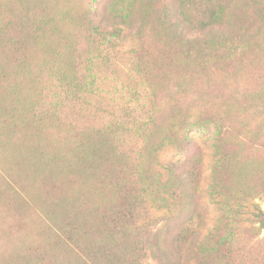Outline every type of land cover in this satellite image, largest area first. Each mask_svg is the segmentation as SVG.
Returning a JSON list of instances; mask_svg holds the SVG:
<instances>
[{"label": "trees", "instance_id": "16d2710c", "mask_svg": "<svg viewBox=\"0 0 264 264\" xmlns=\"http://www.w3.org/2000/svg\"><path fill=\"white\" fill-rule=\"evenodd\" d=\"M97 1L103 0H79L81 7H87L65 12L63 17V24L74 32L66 34V29L65 34L57 35V30L49 26L58 15L53 10L57 6L54 1L20 0L31 9L26 12L25 8L15 19L10 12L3 15V21L13 22L10 27L0 23V48L19 55L24 54L27 40L28 52L33 45H54L56 50L49 51L48 57L44 54L31 68L32 75L41 78L40 72L49 70L48 63L72 75L80 53L74 50L69 37L84 31L88 7ZM231 1L120 0L122 6L118 9L105 1L100 4L98 23L112 32H116L115 25L126 24L130 13H134L136 43L131 53L135 74L151 88V104L149 129L134 159L120 154L117 131L113 129L87 131L72 138L77 151L72 158L74 165L86 172V178H93L96 191L117 196L120 211L111 218L105 237L101 234L94 245H85L80 264H139L146 255L157 264H211V260L212 264H229L228 259L218 262L216 256L231 242V235L242 227L246 232L254 231L255 236L264 230V210L255 203L264 197V0H241L240 6L228 12ZM66 42L67 50L57 48ZM160 60L173 67L167 82L156 70ZM4 68L0 66L1 75ZM10 78L5 81L10 82ZM200 105L206 111L196 124L214 129V161L207 195L217 212L215 225L204 235L198 230L202 208L196 161L168 163L164 166L165 178L150 168L163 146L188 149L189 112ZM35 127L39 133L53 134L62 141L57 119L40 117ZM241 134H245L244 140ZM130 172L137 173L144 185L142 191L124 182ZM140 201L165 209L160 226L155 228L158 222L152 226L119 225L120 217L134 218ZM225 226L228 234L223 236L220 230ZM69 233L86 236L75 224L69 226Z\"/></svg>", "mask_w": 264, "mask_h": 264}, {"label": "rangeland", "instance_id": "374dc122", "mask_svg": "<svg viewBox=\"0 0 264 264\" xmlns=\"http://www.w3.org/2000/svg\"><path fill=\"white\" fill-rule=\"evenodd\" d=\"M52 1L57 4L53 10L58 15L49 26L57 30V35L65 34L66 29L69 31L66 34L74 32L63 24L64 13L85 9L87 5L81 7L79 0ZM104 1L114 9L122 6L120 0L88 5L86 28L69 37L74 50L80 53L72 75L61 73L60 66L50 63L47 73L40 72L41 78L32 75L31 68L44 54L48 57L49 51H55L54 45H33L28 52L27 40L24 54L19 55L12 49L0 48V66H5L2 75L0 71V264H80L85 245H94L101 234L105 237L108 227L111 228V218L120 212L117 196L96 191L93 178H86V172L72 160L77 152L73 136L105 129L117 131L120 154L134 159L142 149L143 134L149 129L151 88L135 74V58L131 53L136 43L133 36L136 17L132 12L126 24L115 25L116 32L107 30L98 23L99 6ZM240 2L232 0L227 11L240 6ZM25 8L28 12L31 5L27 7L20 0H0L1 26L10 27L13 22L3 21L5 13L10 12L15 19ZM68 46L66 42L57 48L67 50ZM172 69L165 60H160L156 67L165 82L170 80ZM9 76L12 80L6 82ZM192 108L191 125L186 132L191 145L186 150L163 146L150 168L165 178L164 166L168 163L196 161L202 208L198 230L204 235L217 218L215 206L207 195L214 161V129L211 125L196 124L197 118L206 111L202 105ZM40 117L57 119L62 130L61 142L53 134L38 132L35 121ZM244 135H240L242 140ZM261 151L264 152V145ZM130 173L124 182L142 191L144 185L137 173ZM255 203L264 210V197ZM247 205L251 206V202ZM138 206L134 218L120 217L119 225L152 226L158 222L157 228L163 223L165 209H155L145 201L138 202ZM73 224L85 231L86 236L70 235L69 226ZM220 232L227 235L226 226ZM253 233L242 227L231 235V242L219 249L218 262L228 259L229 264H264V230L259 236ZM139 264L157 262L146 255Z\"/></svg>", "mask_w": 264, "mask_h": 264}]
</instances>
